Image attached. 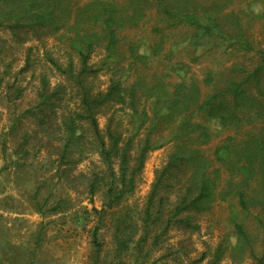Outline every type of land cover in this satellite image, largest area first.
<instances>
[{
    "label": "rangeland",
    "instance_id": "1",
    "mask_svg": "<svg viewBox=\"0 0 264 264\" xmlns=\"http://www.w3.org/2000/svg\"><path fill=\"white\" fill-rule=\"evenodd\" d=\"M229 11L239 16L252 52L230 41L200 37V32L186 27L164 30L160 54L135 66H129L130 60L108 58L102 47L93 52L88 64L97 72L82 76L93 95L105 94L114 80L132 82L137 75L152 82L161 79L167 90L142 99L137 118L146 112L149 120L139 131L132 112L118 104L105 105L97 116L102 134L118 124L125 141L133 137L128 172L155 125L152 149L134 177V189L110 207L105 185L110 177L100 181L95 193L90 191L105 165L92 144L88 122L76 118L81 112L77 82L62 70L72 61L77 72L79 57L46 29L0 27V264H232L236 236L231 220L236 209L220 203L210 212L175 215L183 183L178 171L162 178L148 223L145 214L173 151L172 124H159L157 115L164 112L163 102L174 86L197 80L204 92H210L214 88L206 87V80L213 78L223 86L239 77L235 68L253 69L258 51L264 50V0H237ZM123 41L137 44L138 55L150 56L161 38L149 28L127 32ZM69 117L77 119L83 148L78 152L72 147L64 156ZM206 124L214 134L209 146L230 135L218 120ZM119 163L116 159L113 165L117 176ZM239 218L255 229L251 217ZM219 246L224 253L214 263ZM254 253L264 256L260 233ZM240 264L257 261L246 257Z\"/></svg>",
    "mask_w": 264,
    "mask_h": 264
},
{
    "label": "trees",
    "instance_id": "2",
    "mask_svg": "<svg viewBox=\"0 0 264 264\" xmlns=\"http://www.w3.org/2000/svg\"><path fill=\"white\" fill-rule=\"evenodd\" d=\"M235 1L0 0V27L46 29L52 35H59L61 42L79 57L81 66L77 72L72 61L62 70L77 82L81 112L76 118L88 122L92 144L105 165L102 177L98 174L90 183V191L95 193L100 181L110 177L111 181L105 183L109 207L134 189V177L143 169L146 155L152 149L155 125H151L146 135L135 167L128 172V151L133 137L125 141L118 124L102 134L97 116L105 105L118 104L132 112L139 131L149 120L146 112L141 114V119L137 118L142 99L158 97L167 90L161 79L152 82L137 75L132 82L114 80L105 94L93 95L83 85L82 78L97 72L88 64L93 52L102 47L108 58L130 60L129 66H135L158 56L163 48L164 30L179 27L193 28L200 32V37L230 41L252 52L254 48L245 39L239 16L229 11ZM148 27L151 33L160 36L161 42L154 43L150 56H140L136 53L137 44L124 43L123 39L127 32ZM258 53L259 62L253 69L235 68L239 77L229 79L223 86H218L213 78L206 80L205 86L214 88L210 92H204L197 80L175 85L163 102L164 112L159 113L162 110L159 109L160 115L156 113L159 124H172L173 151L150 196L146 222L151 218V205L162 178L176 170L183 183L175 215L187 210L210 212L220 203H229L236 209L231 220L236 236L232 264H240L246 257L264 264V256L257 257L254 253L259 233L264 244V50ZM152 78L154 81L155 75ZM209 119L218 120L223 130L230 133L213 146H209L214 137L206 124ZM76 120L69 117L65 121L68 135L64 156L72 147L82 152L84 135L77 134ZM116 159L120 160L119 176L113 168ZM117 183L120 189L116 188ZM239 214L246 219L251 217L255 229L251 230ZM223 253L219 246L214 263Z\"/></svg>",
    "mask_w": 264,
    "mask_h": 264
}]
</instances>
